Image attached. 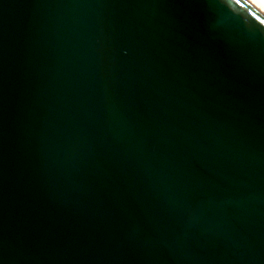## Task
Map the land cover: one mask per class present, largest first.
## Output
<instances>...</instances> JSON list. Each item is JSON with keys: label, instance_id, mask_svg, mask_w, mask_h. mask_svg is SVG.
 Wrapping results in <instances>:
<instances>
[{"label": "water", "instance_id": "1", "mask_svg": "<svg viewBox=\"0 0 264 264\" xmlns=\"http://www.w3.org/2000/svg\"><path fill=\"white\" fill-rule=\"evenodd\" d=\"M0 264H264V0H0Z\"/></svg>", "mask_w": 264, "mask_h": 264}]
</instances>
